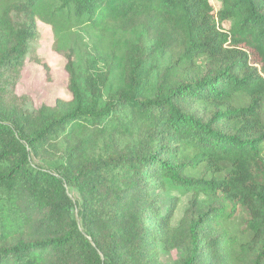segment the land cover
<instances>
[{
	"label": "trees",
	"instance_id": "1",
	"mask_svg": "<svg viewBox=\"0 0 264 264\" xmlns=\"http://www.w3.org/2000/svg\"><path fill=\"white\" fill-rule=\"evenodd\" d=\"M38 21L60 48L78 27L110 37L107 68L125 80L82 87L70 47L71 99L23 108L26 56L47 67ZM153 52L165 60L149 93ZM263 105L264 0H0V264H161L177 249L176 264H264ZM123 136L133 143L117 147Z\"/></svg>",
	"mask_w": 264,
	"mask_h": 264
},
{
	"label": "rangeland",
	"instance_id": "2",
	"mask_svg": "<svg viewBox=\"0 0 264 264\" xmlns=\"http://www.w3.org/2000/svg\"><path fill=\"white\" fill-rule=\"evenodd\" d=\"M211 2L215 5L218 4V0H211ZM141 32V28H134L125 32V37L129 40V43H132L133 50L136 49L137 45L134 43L138 41V36H144V33L141 35ZM109 40L110 37L101 40L98 34L86 28L78 27L69 35L67 46L60 48L55 42L50 26L38 21L37 39L33 51L41 61L47 64V67L45 68L40 63L29 60V56H26L24 66L14 88V94L19 98L21 106L27 110H36L43 105L54 106L56 100L68 101L71 99L65 59V51L70 47L74 56H76L75 68L82 87H85V81L91 77L94 80L96 79L98 86H100L99 77L102 78L104 76L108 78L110 89L119 87L125 80V72L118 64L115 65L114 69L108 70L106 63L108 64L109 60H113L111 58L113 43ZM148 51L150 49H147L146 53ZM114 58L116 61V55H114ZM141 59L140 74L145 75V83L149 86L148 92L152 93L159 84L160 65L164 63L165 59L154 52ZM132 143V138L123 136L118 138L115 145L122 148L130 146ZM108 149L105 142L101 141L96 145L91 155L94 158L104 156ZM61 153L63 152L59 147L55 152L56 162L61 161ZM66 188L73 204V211L76 214L80 204L79 193L71 186ZM174 195L175 193L169 191L160 192V207L162 210L165 209L170 198ZM190 197V194L179 196V203L173 216L174 225L177 224L184 209L188 206ZM183 252L182 249L164 252L160 256V262L161 264H176Z\"/></svg>",
	"mask_w": 264,
	"mask_h": 264
}]
</instances>
